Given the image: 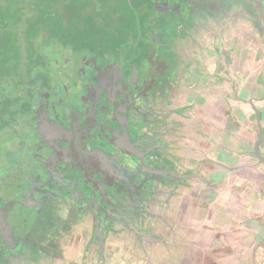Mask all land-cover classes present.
Masks as SVG:
<instances>
[{
  "label": "flooded vegetation",
  "instance_id": "flooded-vegetation-1",
  "mask_svg": "<svg viewBox=\"0 0 264 264\" xmlns=\"http://www.w3.org/2000/svg\"><path fill=\"white\" fill-rule=\"evenodd\" d=\"M60 1L71 28L35 30L0 64V264H183L162 257L185 210L196 227L222 202L217 89L239 67L246 97L251 60L264 86V0Z\"/></svg>",
  "mask_w": 264,
  "mask_h": 264
},
{
  "label": "rangeland",
  "instance_id": "rangeland-1",
  "mask_svg": "<svg viewBox=\"0 0 264 264\" xmlns=\"http://www.w3.org/2000/svg\"><path fill=\"white\" fill-rule=\"evenodd\" d=\"M76 11L73 10L74 13L71 12V15L75 14L72 19H75V24L79 25L80 21L76 19H80V12L78 14V10ZM68 16L69 10L60 0H14L13 4H7L6 0H0V64L9 60L8 58L10 56H18L20 53L24 55L30 47L26 42L32 34H35V30L41 27H46L51 30H66L71 28L70 21L68 25ZM224 55L218 53V59L224 61ZM238 56H240V54L234 52L231 54V59L228 60L231 62L233 57V62H239L240 58ZM250 59H254L251 54ZM248 66L249 70L247 75L246 73L243 75V80L245 82L246 78L248 79V94L246 97L240 95L241 90L240 92L236 90V82L239 86L243 72H241L239 67L235 68L234 66L231 74V84L234 90L231 89L230 85H227L221 87L222 92H220V87H218L219 90L217 89V94L213 100V104H215L213 111H215L217 124H220L223 129L226 125L225 129L227 131L225 135L224 132H219L217 130V143L222 142L225 148H219L217 145L215 149L216 156L218 157L217 160L222 163V167L216 169V182L217 185H220L218 191L224 190L221 193L222 197L219 199V201L222 200V202H218L217 204L218 207L221 206V208L218 209L221 211L220 220L223 222L228 218V210L238 211L237 213L241 214V208L245 207L246 210H244V212L251 213L253 209L257 210L258 207L260 208L262 206L261 202H258L259 197H257V195L264 189V165H258L257 157L254 154L255 143L258 140V127L256 124L255 112L251 105L253 104L256 106V99L261 97L262 94L260 91H264V86L258 85L257 83V78L261 71V64L257 62L253 63L251 60ZM221 72H223V70ZM2 90H4V93L7 95L12 92L10 85ZM225 90L227 91L226 94L224 92ZM257 117L259 123L263 126L264 132V107L259 111ZM228 121H230V123ZM261 152L264 156V135L262 137ZM223 166L226 167V170H224ZM238 167H243V169L237 172L236 170ZM226 173L230 175L228 176ZM215 194H213V196ZM195 208L197 207L190 206L188 210H185L184 219L186 223H183V229L180 235L182 236L180 240L181 249L178 252L170 248L169 253L164 250V257L162 258L175 259V256H181L185 258L183 264H227L224 262L223 258L229 254L228 249L223 246H215L210 252L208 239L214 236L213 233L207 231V227L205 232L202 231L205 239H201L202 243L198 244V239L196 240L195 237V232H198V227L197 225L194 227L195 225L192 223V220L197 221L196 219L199 214V211H197V213L194 211ZM200 211L201 221L211 218L208 213L210 209L203 208ZM193 213H196L197 217H194ZM232 232L233 235L234 233L240 235L241 229H234ZM230 235L231 234L225 237L230 239ZM225 237L223 235V238H221L223 242L226 240ZM251 239L255 242L257 238L255 236ZM194 241H196L197 244H193ZM250 249L251 248H249V252H252L253 248L252 250ZM239 254L240 253H238V255ZM170 263L172 262H167L165 264ZM160 264H162V262H160Z\"/></svg>",
  "mask_w": 264,
  "mask_h": 264
},
{
  "label": "crops",
  "instance_id": "crops-1",
  "mask_svg": "<svg viewBox=\"0 0 264 264\" xmlns=\"http://www.w3.org/2000/svg\"><path fill=\"white\" fill-rule=\"evenodd\" d=\"M260 105L261 106H258L259 111L264 107V103L262 102ZM257 197H259L258 202H261L262 205L260 208L258 207L257 210L253 209L251 211L252 214L249 212L245 213V207L241 208V214L239 213L240 216L237 213L238 211L228 210V218H226L225 222L220 220L221 211H219L218 208H221V206L218 207L215 205L213 210L208 212L211 217L209 220H202L196 223L198 232H195V237L196 240L198 239V244L202 243L201 239H205L203 232H205L207 227V231L213 233L214 236L208 239L210 252L215 246H223L228 249L229 254L223 258L224 262L227 264H264V194L262 190ZM234 229H241L240 235L235 233L233 235L232 231ZM229 234H231L230 239L225 237ZM223 235L226 238L225 242L221 239ZM255 236L257 239L253 242L254 240L251 238ZM249 248H251L250 250L253 248L252 252H249ZM238 253L240 254L238 255ZM94 261L95 259L93 258L81 259V256H72L70 264H96L101 260L96 259V263H94ZM103 264H145V260L134 259L126 255H118L104 260Z\"/></svg>",
  "mask_w": 264,
  "mask_h": 264
},
{
  "label": "water",
  "instance_id": "water-1",
  "mask_svg": "<svg viewBox=\"0 0 264 264\" xmlns=\"http://www.w3.org/2000/svg\"><path fill=\"white\" fill-rule=\"evenodd\" d=\"M253 108L254 110L256 111V114L258 116V110L256 109V107L253 105ZM258 118V117H257ZM258 122H259V119H258ZM259 126L261 128V131H260V134H259V137H258V140L256 141L255 143V149H254V154L255 156L257 157V159L259 160V162L261 164L264 165V157L262 155V152H261V144H262V126L261 124L259 123Z\"/></svg>",
  "mask_w": 264,
  "mask_h": 264
},
{
  "label": "trees",
  "instance_id": "trees-1",
  "mask_svg": "<svg viewBox=\"0 0 264 264\" xmlns=\"http://www.w3.org/2000/svg\"><path fill=\"white\" fill-rule=\"evenodd\" d=\"M30 1H33V0H30ZM7 4H13L14 3V0H6ZM8 11V10H7ZM6 13V12H5ZM3 15L5 16V14L3 13ZM43 28H46V27H41L40 29H43ZM262 193L264 194V189H262Z\"/></svg>",
  "mask_w": 264,
  "mask_h": 264
}]
</instances>
